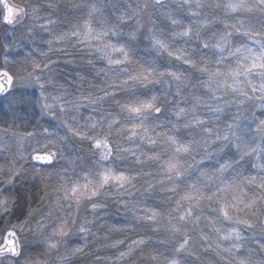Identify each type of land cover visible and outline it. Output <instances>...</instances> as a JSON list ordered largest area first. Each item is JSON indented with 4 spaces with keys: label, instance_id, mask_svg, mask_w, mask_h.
<instances>
[{
    "label": "snow or ice",
    "instance_id": "snow-or-ice-1",
    "mask_svg": "<svg viewBox=\"0 0 264 264\" xmlns=\"http://www.w3.org/2000/svg\"><path fill=\"white\" fill-rule=\"evenodd\" d=\"M62 6L73 11L82 7L75 0H27L16 7L6 5L3 16L9 25L27 18L28 33L35 35L39 28L50 38L44 41L47 50L39 53L42 60L26 56L23 75L12 74L5 57L0 93L17 84L39 87L37 102L43 101L42 110L66 132L59 136L45 128V140L36 139L27 154L23 141L35 133L17 136L15 154L0 143V150L9 153L0 163V218L16 216L0 237V261L71 264L73 257L85 254L92 239L108 242L98 247L125 249L114 257H96L97 264H124L138 251L149 264H188L189 258L191 264H264V258H256L257 250L264 254V0H135V7L120 0H94L83 18L63 20L57 15ZM205 8H223L224 16ZM241 12L258 13V24L232 19ZM133 20L121 42L124 26ZM141 38L170 63L137 60L133 42ZM16 46L15 40L3 44L5 49ZM69 46L104 62L98 71L106 80L103 86L89 84V91L79 88L80 95L72 94V99L67 90L50 96L46 84L53 78L43 73H52L56 61L49 56L67 54ZM116 68L119 72L110 75ZM105 102L118 111L104 108ZM85 104L98 119L90 116L89 122L79 123L76 116L68 118L69 111ZM73 138L87 141V151L67 159L69 167L56 172L55 186L45 183L35 196L26 192L29 206L17 215L21 197L16 186L26 182L29 168L33 175L41 173L30 162L55 167L63 158L60 145ZM85 160L94 163L89 166ZM117 160L132 167L117 166ZM110 203L128 217V227L98 224ZM89 209V215L81 214ZM132 224L157 233L163 229L168 234L164 243L173 245L171 254L145 253L149 241L140 235L111 240V233L134 232ZM74 237L85 242L73 244ZM30 245L43 251L33 254L27 251ZM208 253L218 261L207 258Z\"/></svg>",
    "mask_w": 264,
    "mask_h": 264
},
{
    "label": "trees",
    "instance_id": "trees-1",
    "mask_svg": "<svg viewBox=\"0 0 264 264\" xmlns=\"http://www.w3.org/2000/svg\"><path fill=\"white\" fill-rule=\"evenodd\" d=\"M16 5L20 6L24 3L27 2V0H12ZM133 0H120L122 5H127V4H131ZM33 2H41V0H33ZM44 2H51V0H44ZM76 3H79L82 5V7L77 10V11H73L71 9L65 8V7H61V11L59 13H57V15L63 20L65 18H70V19H75L76 17H84L87 13V5L94 2V0H75ZM221 2H223V0H221ZM111 3V0H109V4ZM221 10H223L221 8ZM106 12L109 15V19L111 20V15H110V8L106 9ZM254 15L259 16L258 13L253 12ZM157 18L158 17H154ZM185 23H187V20H185ZM258 24V22H257ZM27 25L28 28L31 27L30 21L26 18L25 20V26ZM134 25V22L132 21L129 25L124 26V34H122V36L120 37L121 42H123V40L127 39L126 33L130 30L131 26ZM222 27V26H221ZM35 35L33 36L32 42L35 45L36 49H39V53L41 51H46L47 50V45L44 43V41H46L47 39H49V34L46 32H43L42 30H40L39 28H36L33 30ZM167 31H171V29H167ZM177 45L182 44V41H177L176 42ZM134 47H135V57L137 60H139L140 62L143 63H155L156 65H167L168 63H170L169 58L166 55H157V53H151L150 50H146L149 48L150 44L147 40L141 38L139 41H134L133 42ZM78 56L77 52H74V58H76ZM90 59L93 61V64H87V62H82L80 65H74V69L82 75L84 76V83L82 85H75L71 82H75V80H77V76L76 75H69L68 73H66L64 70H59L58 68H54V74L53 73H49L47 70L45 71L46 74L51 75L53 78V88L55 89H60L62 92L64 90H67V92L70 94L69 95V99L73 98L72 94H75L76 96L80 95V92L78 91L79 88L83 87L85 89V91H89L92 90L89 88V84L92 85H102V81L106 80V77L99 72H96V68H103L105 67V63L104 62H100L96 59V57L94 55H88V60ZM50 59H54L55 55L53 53L50 54L49 56ZM20 63L22 64V66L24 65V58H22L20 60ZM172 63H175L174 61ZM17 64L19 65V62H17ZM18 68H21L20 66H18ZM88 69H90V71H88ZM61 72V73H60ZM119 72V69H113L110 72V75H116ZM59 74V75H58ZM72 84V85H71ZM63 86V87H61ZM157 91H163V86L161 85H156L155 86ZM48 89V86H47ZM23 94V93H22ZM116 99H121L120 96H117ZM20 105L22 106V104L20 103ZM104 108H109V102H105L103 105ZM16 110L14 111V115L12 119H8L11 123H13L14 125H18V124H22L23 122H27V123H31L32 121H36V123H38L40 125V128H42V131L47 128L48 131L50 133L54 132L57 133L58 135L60 134V130L58 128L59 123L57 124L56 120H54L52 117H43V118H36L37 116L34 115L33 117H28V115H25L22 110H24V106L22 107H17L15 108ZM82 110H84L85 112L83 113V111H77V114H68V118H71V116H76L77 121L79 123H85V122H89L88 118L90 116L92 117H96L97 119L99 118L97 113L93 111V109L91 107H88L86 104L82 105ZM110 111L112 112H117L118 109L112 105L111 108H109ZM10 124V123H9ZM11 125V124H10ZM19 125V126H20ZM37 126V125H36ZM61 127V126H60ZM20 129V127H19ZM22 129V128H21ZM62 135V132L61 134ZM41 139L45 140V136L43 135V133L40 135ZM64 136V134H63ZM51 137V136H50ZM50 137H47V139H50ZM73 143L75 145L76 151L75 153H72L70 151H65L63 150V147L66 143L61 144V151L63 152L64 155L67 156V154L69 155H80L81 154V149H83L84 152L87 151L88 148V143L87 141L81 143L78 138H73ZM125 147L129 146L127 144L124 145ZM5 162V161H4ZM34 164L37 168L41 169V173L37 174V175H33L31 168H29V173H28V177L26 182L22 181L21 185H17L15 188V191L18 193V195L21 197L19 203H18V207L16 209H14V211L17 213V215L19 214L20 211L24 210L26 211L28 208V203L25 201L24 197L26 192H32L33 196H35L36 193V189L37 188H42L43 185L45 183L49 184L50 186H55V184H53L55 182V180H53L51 177L56 175V172L59 171L60 168H62L61 165H59L58 161H55V167H45V166H37L38 164L32 163ZM85 164H89L90 160H85L84 161ZM117 166H127V167H132V164L129 162H121V161H115ZM87 164V165H88ZM145 170H148L147 168H145ZM43 177V178H42ZM158 179V177H156ZM57 183V182H56ZM158 199L163 200L164 196H160ZM35 200H33L31 206H35L37 207V204H35ZM149 203H152V201L150 200ZM35 204V205H34ZM162 208H167L168 205H161ZM90 214V210L85 212L84 215H89ZM206 214L207 215H213V213H211L210 211L206 210ZM128 220V217L123 213L122 210H118L114 205H112L111 203L109 204L108 209L106 210V212L104 213V219H101L98 221L99 225H115L117 228L120 227H128V225H126V221ZM206 222H202V226L203 224ZM132 228L135 229V231H125V232H114L111 233V240H116V239H124L125 236H129L132 239L137 238L138 235L143 236L147 241H149V243L147 244V246L144 248V252L148 253L149 251H156L159 253H163L164 255H170L171 254V250L173 245L171 243H164V241L167 240L168 234L161 229L160 232H154L149 226L147 225H143V224H132L131 225ZM2 228V227H1ZM93 232L97 231V228H93L92 229ZM107 231V228H103L100 232V235H103V232ZM205 231H208L207 228H205ZM192 235L195 237L196 233H192ZM76 241L79 244H83L85 241L80 238V237H76ZM89 247H87L85 249V254L83 255H79L76 257H73L71 260V264H97L96 261V257H102V258H109V257H114L118 254V251H123L125 250L124 248H119V249H111V248H102V247H98V243L99 244H104V243H108L107 241H94L92 239H88L87 241ZM250 247H255L254 245H249ZM126 247V246H125ZM27 251H30L31 253L35 254L37 252H41L43 250L39 249L38 247H32L30 246L29 249ZM207 258L209 259H213L214 262L218 261L217 257H214V255L212 253H208ZM257 259H262L264 258V254L259 253V251L257 250V255H256ZM53 260H55V257L53 258ZM132 261H135V264H149V261L147 259V256H141L139 251L136 253L135 256H133L131 258V260H128V258H125V262L124 264H132ZM108 264H111V262L109 261ZM188 264H191V258H189L188 260Z\"/></svg>",
    "mask_w": 264,
    "mask_h": 264
},
{
    "label": "rangeland",
    "instance_id": "rangeland-1",
    "mask_svg": "<svg viewBox=\"0 0 264 264\" xmlns=\"http://www.w3.org/2000/svg\"><path fill=\"white\" fill-rule=\"evenodd\" d=\"M8 2L13 7L18 6L12 0H8ZM131 5L135 7V0L132 1ZM204 11L212 13L213 15H216V16H220V17L224 16V11L221 10V8L220 9L205 8ZM3 16H4V10L0 3V67L4 66V60H5V57H7L9 61L7 65L8 70L12 74L19 73L23 75L24 65L22 66V64L20 63V60L24 58V61H25V58L26 56H28L29 53H31L32 56H34L37 60H42V57H40L39 55L40 50L35 48V45L32 42L33 36L31 33L27 32L28 27L27 25L25 26L26 18L23 19L20 23H13L9 25L3 21ZM236 18H241L245 20L251 19L253 20V22H258L260 17L257 15H254V13L241 12L238 14V16L232 17L233 20H235ZM133 22L135 25V20H133ZM134 25L131 26V28L134 27ZM14 40L18 43V46L13 47L11 49L3 48V44L12 42ZM57 47H59V45H57ZM146 50H150L151 53L153 52L156 53L150 46ZM74 52L78 53V56L76 58H74ZM53 54L55 55V58L53 60L56 61L55 65L52 66L53 75L55 76L54 68H58L59 70H64L69 75L77 76V80L71 83L75 85H82L84 83V76H82L79 73V71L77 72L73 67L74 65H80L82 62H87V64H89L88 63L89 60L87 59L89 54L85 50L78 49V48H72L70 46L67 48V54L63 52L53 53ZM68 61H71V62H68ZM17 62H19V65L17 64ZM18 66H20L21 68H18ZM99 69L100 68H96V72H99L98 71ZM45 71L43 75L45 78H47L48 74H46ZM88 71H90V69H88ZM47 86H48V89H47ZM46 92L47 94H50V96H56L62 91L60 89L53 88V84L51 83V84H46ZM39 95H40L39 87L17 84L15 85L14 89L9 91L6 95L0 96V143H4L8 146L10 154H15L17 152V149L19 147V145L17 144V136L20 134L29 133V132L35 133L34 137L31 140L25 138L23 141V149H24L25 154H27L28 151L30 150L29 145L30 144L34 145L36 139L43 141V139H41V136H40L43 133V131H42V128H40V125L36 123L37 120L32 121L31 123L23 122L21 125L20 124L14 125L8 120V119L13 118L14 111L16 110L15 108L19 106L20 107L24 106V110H22V112L25 115H28L29 118L33 117L34 115H36L37 116L36 118L38 119L43 118V117H51L42 110L41 104L43 103V101L40 100L39 102H37V100L39 99ZM21 98H23L26 102L21 103L20 102ZM48 102L53 103L51 99H49ZM20 103L22 104V106L20 105ZM80 111H83V113L85 112L84 110H82V106L79 109V112ZM70 113L73 115V114H77L78 112L69 111L67 115ZM56 122L58 124L59 120H56ZM60 126L61 125L59 123L58 128L62 132V135H60L61 134L60 132L59 136H63V134L65 135L66 130L62 126L61 127ZM54 138L55 137H52V136L50 137V139H54ZM65 143L66 144L64 145L63 150L75 153L76 148L73 143V140L70 139ZM9 153H5L4 151L0 150V163L6 162V158L8 157ZM76 156L77 154H74V155L67 154V156L63 154V158H61L58 161L59 165H61L62 167H69L67 164V159H71ZM31 162L33 163V161ZM90 163L92 165L94 161L90 160ZM37 166H44V165H37ZM79 170H80L79 167H77V171ZM69 171L71 172V168H69ZM51 178L55 180L53 184H56L57 182L56 175L52 176ZM33 207L35 208V206ZM81 214L84 215L85 211L82 210ZM15 222H16V216H11V217L5 216L3 218H0V237L4 235L5 230L10 227V224L15 223ZM72 243L78 245L76 241V237L73 238ZM30 246L35 247L34 245H30ZM38 248L43 250V248H40V247ZM54 257H55V254L53 255V258ZM22 259L23 258H21V260ZM0 264H8L7 259L0 261Z\"/></svg>",
    "mask_w": 264,
    "mask_h": 264
},
{
    "label": "water",
    "instance_id": "water-1",
    "mask_svg": "<svg viewBox=\"0 0 264 264\" xmlns=\"http://www.w3.org/2000/svg\"><path fill=\"white\" fill-rule=\"evenodd\" d=\"M0 3L2 5V8L4 10V15L7 13V8H6V5L7 6H12L8 0H0ZM13 7V6H12ZM6 23V22H5ZM8 93V92H7ZM7 93H0V96H4L6 95ZM35 164H45V162H42V161H33ZM5 234V233H4Z\"/></svg>",
    "mask_w": 264,
    "mask_h": 264
}]
</instances>
